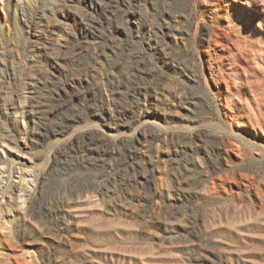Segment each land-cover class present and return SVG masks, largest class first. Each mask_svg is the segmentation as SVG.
I'll list each match as a JSON object with an SVG mask.
<instances>
[{
	"label": "rangeland",
	"instance_id": "obj_1",
	"mask_svg": "<svg viewBox=\"0 0 264 264\" xmlns=\"http://www.w3.org/2000/svg\"><path fill=\"white\" fill-rule=\"evenodd\" d=\"M0 264H264V0H0Z\"/></svg>",
	"mask_w": 264,
	"mask_h": 264
}]
</instances>
